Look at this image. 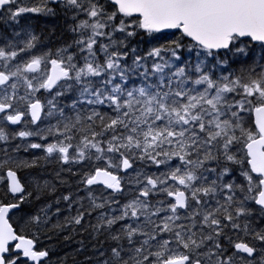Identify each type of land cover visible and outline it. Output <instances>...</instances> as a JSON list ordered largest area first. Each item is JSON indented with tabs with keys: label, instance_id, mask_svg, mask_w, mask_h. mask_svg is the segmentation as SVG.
Wrapping results in <instances>:
<instances>
[{
	"label": "snow or ice",
	"instance_id": "1",
	"mask_svg": "<svg viewBox=\"0 0 264 264\" xmlns=\"http://www.w3.org/2000/svg\"><path fill=\"white\" fill-rule=\"evenodd\" d=\"M0 264H264V0H0Z\"/></svg>",
	"mask_w": 264,
	"mask_h": 264
}]
</instances>
